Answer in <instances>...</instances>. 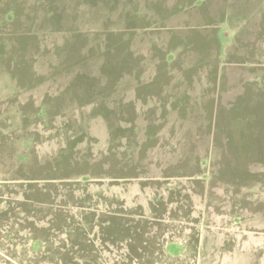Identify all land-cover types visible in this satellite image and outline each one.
Masks as SVG:
<instances>
[{
    "label": "rangeland",
    "instance_id": "1",
    "mask_svg": "<svg viewBox=\"0 0 264 264\" xmlns=\"http://www.w3.org/2000/svg\"><path fill=\"white\" fill-rule=\"evenodd\" d=\"M0 264H264V0H0Z\"/></svg>",
    "mask_w": 264,
    "mask_h": 264
}]
</instances>
